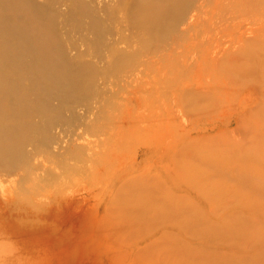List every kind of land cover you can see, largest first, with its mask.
<instances>
[{"label":"rangeland","instance_id":"rangeland-1","mask_svg":"<svg viewBox=\"0 0 264 264\" xmlns=\"http://www.w3.org/2000/svg\"><path fill=\"white\" fill-rule=\"evenodd\" d=\"M4 1L0 264H264V0Z\"/></svg>","mask_w":264,"mask_h":264},{"label":"bare ground","instance_id":"bare-ground-1","mask_svg":"<svg viewBox=\"0 0 264 264\" xmlns=\"http://www.w3.org/2000/svg\"><path fill=\"white\" fill-rule=\"evenodd\" d=\"M185 1L186 0H133V2L130 5V8L128 9V14H129L128 18L135 26H138L142 23L148 26H150L151 23L162 24L163 22L168 21L171 13L175 11L177 8H178L177 11L180 12L185 5ZM0 3H6V2L4 0H0ZM40 31L41 30H39V32ZM22 32L15 31L14 33V31L10 32L9 30L7 32L6 30L3 36L5 38L8 36H14L17 37L18 40H25L27 42H30L29 37L31 36ZM35 47H37L36 50L37 52H43V50H41L39 46H35ZM75 82L76 81H74V83ZM0 93H4V85L2 83H0ZM2 147L3 145H0V149ZM7 150H9V147ZM7 150L5 153H7ZM4 154H0V155L3 156Z\"/></svg>","mask_w":264,"mask_h":264},{"label":"clouds","instance_id":"clouds-1","mask_svg":"<svg viewBox=\"0 0 264 264\" xmlns=\"http://www.w3.org/2000/svg\"><path fill=\"white\" fill-rule=\"evenodd\" d=\"M74 196H69L68 198H73Z\"/></svg>","mask_w":264,"mask_h":264}]
</instances>
